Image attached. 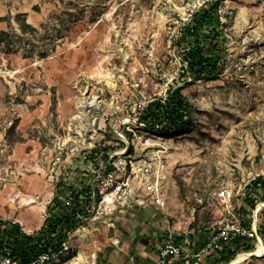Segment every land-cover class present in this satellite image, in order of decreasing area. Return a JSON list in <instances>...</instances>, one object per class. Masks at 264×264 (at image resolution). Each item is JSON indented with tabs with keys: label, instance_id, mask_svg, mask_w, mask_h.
I'll return each instance as SVG.
<instances>
[{
	"label": "rangeland",
	"instance_id": "rangeland-1",
	"mask_svg": "<svg viewBox=\"0 0 264 264\" xmlns=\"http://www.w3.org/2000/svg\"><path fill=\"white\" fill-rule=\"evenodd\" d=\"M216 2L198 39L217 73L173 86L182 64L188 67L177 38ZM184 86L188 119L160 147L170 169L166 209H135L110 232L85 210L84 226L100 229L110 264L128 255L135 264H158L168 241L186 237L198 253L236 221L233 213L258 228L260 239L230 242L227 259L264 245V0H0V255L7 249L20 260L13 250L28 244L21 233L43 238L56 230L57 220H47L60 210L50 206L87 187L102 149L116 143L114 122ZM223 190L230 203L219 198ZM250 202L252 211L242 212ZM107 234L121 237L123 252ZM89 244L77 242L76 252ZM215 258L209 249L200 264ZM167 263L184 264L180 257ZM240 264H264V254Z\"/></svg>",
	"mask_w": 264,
	"mask_h": 264
},
{
	"label": "built area",
	"instance_id": "built-area-1",
	"mask_svg": "<svg viewBox=\"0 0 264 264\" xmlns=\"http://www.w3.org/2000/svg\"><path fill=\"white\" fill-rule=\"evenodd\" d=\"M169 91L173 90L168 88L167 92ZM160 98L166 101L168 93ZM95 103L94 99L92 104ZM146 104L143 102L136 104L132 119H128L126 123L114 122L111 132L116 135L114 139L116 143L110 142L114 150L106 154L104 161L94 172L95 175H86L90 180L87 187L73 188L72 191L66 193L61 212L66 214L74 211L76 227L68 230L60 225L55 227L57 235H64L60 246L54 248L53 241V246L47 248L48 250H45L46 246L41 247L43 251L27 264H104L101 256L105 245L101 242L100 235H95V232H100V229L90 231L84 226L89 221L90 215L97 214L93 220L98 221L97 224L110 232L116 229L117 220H122L125 215L135 209L149 207L159 211L166 209L170 169L164 161L165 152L160 149L164 140L161 134L163 126L157 124L150 127L141 121V115L147 108ZM109 116L108 113L104 114L98 124L99 130H108ZM187 119L186 112L184 121ZM101 155L104 156V152ZM94 168L95 166L92 167ZM89 187H91L89 194L87 193L84 198L81 197L82 200L77 203L74 196ZM219 198L225 202L227 200L231 202V197L226 190L219 193ZM83 201L87 205L83 204ZM85 210L89 213L88 217H85ZM233 218L236 221H231L225 227L220 228L218 235L198 253H192V243L188 237L181 243L168 241L160 252L158 264H168L170 257H180L184 264H200L202 255L209 249L222 251L221 240L229 242L234 238L260 239L258 228L244 226L234 213ZM77 237L79 239L75 240ZM103 237L112 248L123 252V241L120 236L107 234ZM84 240H88L90 244L80 257V253L76 252V244ZM4 251L0 255V264H21L20 260L13 257L7 249ZM123 264H135V256L128 255L127 261Z\"/></svg>",
	"mask_w": 264,
	"mask_h": 264
},
{
	"label": "trees",
	"instance_id": "trees-1",
	"mask_svg": "<svg viewBox=\"0 0 264 264\" xmlns=\"http://www.w3.org/2000/svg\"><path fill=\"white\" fill-rule=\"evenodd\" d=\"M218 8V2L212 3V4H206L203 6V8L199 11L197 15H195V20L193 21L192 25H187L185 29L182 31L180 36L176 40L177 48L183 49V56H184V62L187 63L188 67H185L183 64L181 68L179 69L178 73L176 74V78L173 79L171 82L173 86H176L180 84V82H183L185 85L189 86L194 84L195 81L199 80L203 76H213L218 71L217 64H215L210 57H207L205 55L206 51L203 49L200 41V30H203L205 27V24L208 23V19L211 18L212 13L216 11ZM195 41H193V39ZM192 75H194L193 81H190L192 78ZM184 87L176 88L174 91L168 93V98L166 101H163L161 98H154L152 101L148 103V106L146 110L141 115V121L147 123L150 127H154L157 124H160L163 126L161 134L166 136H171V133H179L182 129V127L185 126L184 121V115L189 109V103L184 95ZM105 148V147H103ZM104 151V156L100 155L102 158L105 159L106 154L114 149L107 148V150L102 149ZM100 153L101 150L97 151ZM95 153V152H94ZM89 161L93 162L96 160L94 158ZM96 154V155H97ZM87 178V177H86ZM87 180H89L87 178ZM86 180V181H87ZM262 180V179H260ZM263 181V180H262ZM88 183V182H87ZM255 186H259L258 182L254 184ZM69 191H72L70 189ZM91 191V187L85 189L84 191L80 192L78 195H75L74 198L79 203L84 196L86 197L87 193ZM55 202H59L58 198L56 197ZM251 205H244V207L241 209L243 210L250 208V211H252V208L254 207V203L250 202ZM60 210V214H53L49 217L47 220L48 223H51L53 221L57 220V224L60 225L63 229H72L76 227V213L73 211H69L68 213H62V204L61 207H57L56 204H53L50 206L51 212L55 211V209ZM249 210V209H248ZM50 234H47L43 238H37V237H27L26 235L21 233L22 238L27 239V246L22 247L21 251L17 252L13 250V254H16L20 258L21 264H27L29 261L36 257L38 254H40L43 249L41 247L42 243L44 246H46L45 250H48L52 245V242L54 243V248H58L60 244L62 243V240L64 238V235L58 234L56 235L57 238H55V235L52 236V233L55 232V230L49 229ZM263 233V231H262ZM49 237V238H48ZM54 237V238H53ZM248 240H251L249 238H234L232 241L226 242L221 240L220 243L223 247L222 251H216L215 260L211 264H222V263H229L232 261L231 259H227V250L230 248L229 243L235 242H247ZM1 246H4V242H1ZM254 251L252 249H248V252ZM173 257H170L169 259H172Z\"/></svg>",
	"mask_w": 264,
	"mask_h": 264
},
{
	"label": "bare ground",
	"instance_id": "bare-ground-1",
	"mask_svg": "<svg viewBox=\"0 0 264 264\" xmlns=\"http://www.w3.org/2000/svg\"><path fill=\"white\" fill-rule=\"evenodd\" d=\"M263 254H264V245L262 243V240H260V243L258 244V247L256 250L252 252H247L244 254H239L236 258H234L228 264H240L242 261L246 260L247 258L251 256H262ZM80 257H82L81 254H80Z\"/></svg>",
	"mask_w": 264,
	"mask_h": 264
},
{
	"label": "crops",
	"instance_id": "crops-1",
	"mask_svg": "<svg viewBox=\"0 0 264 264\" xmlns=\"http://www.w3.org/2000/svg\"><path fill=\"white\" fill-rule=\"evenodd\" d=\"M203 247H204V246H203ZM203 247L200 246V248L198 249V251H201ZM104 251H105V250L103 249V250H102V256H101V258H102V262H103L104 264H110L108 260H104V254H105ZM124 255H126V254H124ZM124 255H123V256H124ZM123 259H124V258H122V257L120 256V262H119V264H123V261H124Z\"/></svg>",
	"mask_w": 264,
	"mask_h": 264
}]
</instances>
